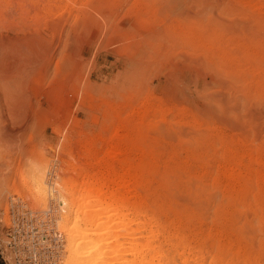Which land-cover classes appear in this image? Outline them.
I'll return each mask as SVG.
<instances>
[{"label":"rangeland","instance_id":"obj_1","mask_svg":"<svg viewBox=\"0 0 264 264\" xmlns=\"http://www.w3.org/2000/svg\"><path fill=\"white\" fill-rule=\"evenodd\" d=\"M263 5L0 0V72L60 48L14 97L26 101L31 148L20 169L0 170V239L12 201L41 209L19 180L40 154L62 181L128 165L147 214L186 243L232 245L264 264V11L250 8ZM60 206L49 207L66 245Z\"/></svg>","mask_w":264,"mask_h":264},{"label":"bare ground","instance_id":"obj_2","mask_svg":"<svg viewBox=\"0 0 264 264\" xmlns=\"http://www.w3.org/2000/svg\"><path fill=\"white\" fill-rule=\"evenodd\" d=\"M261 7L250 8L252 12L261 14L264 11V7ZM103 25L104 28L106 25ZM3 44L8 46L9 41ZM47 50L44 49L40 56L33 52V58H27V62L23 60L25 63L20 66L21 70L15 68L12 72H0V147L4 149L0 153V170L9 167L13 170L16 167L20 169L21 158L30 152L26 135L31 116L25 110L26 101L14 97L22 92L24 72L42 64L47 68L54 56L59 55L60 48L56 50L52 43L49 46L50 51ZM23 58L21 57V61ZM7 98L11 101L9 106L13 103V107H9L10 111L5 113V103L2 104V101ZM17 102H20L21 110L15 107ZM14 123H18L16 128L10 125ZM115 150L107 151L109 158L115 157ZM35 162L34 167L27 170L25 175L20 172L19 180L28 192L34 194L33 200L41 208L40 211L46 212L51 209L50 205L56 210L58 204H61L60 209L65 214L60 216L61 222L63 221L61 229L66 233V245L64 235L63 238L66 246L64 251L67 253L62 264H256L248 254H243L232 245L217 243L212 246H199L189 241L186 243L177 228L167 227L159 223L154 215H148L135 192L133 182L126 180V176L133 171L128 165L120 167L119 170L108 169L106 173L100 170L101 173L98 172L96 177L83 176L80 181L76 175L62 181L58 175L62 170L58 174L52 168L49 170L45 157L39 154ZM63 168L65 172H72L70 167ZM59 186L61 189H58ZM47 193L51 200H48ZM13 203L14 201L12 205Z\"/></svg>","mask_w":264,"mask_h":264},{"label":"built area","instance_id":"obj_3","mask_svg":"<svg viewBox=\"0 0 264 264\" xmlns=\"http://www.w3.org/2000/svg\"><path fill=\"white\" fill-rule=\"evenodd\" d=\"M2 264H59L64 253L63 234L51 210L33 211L21 201L10 204L8 222H2Z\"/></svg>","mask_w":264,"mask_h":264}]
</instances>
